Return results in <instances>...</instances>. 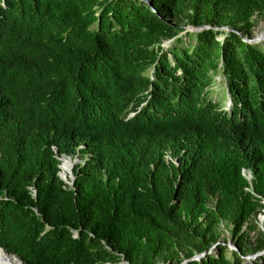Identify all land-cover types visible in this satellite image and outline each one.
<instances>
[{
  "label": "trees",
  "instance_id": "obj_1",
  "mask_svg": "<svg viewBox=\"0 0 264 264\" xmlns=\"http://www.w3.org/2000/svg\"><path fill=\"white\" fill-rule=\"evenodd\" d=\"M182 7L209 27L178 36ZM259 11L0 0V247L24 264H264L244 259L264 233L251 247L241 231L264 214V42L241 36ZM62 156L79 159L73 186ZM224 219L234 248L216 244Z\"/></svg>",
  "mask_w": 264,
  "mask_h": 264
},
{
  "label": "rangeland",
  "instance_id": "obj_2",
  "mask_svg": "<svg viewBox=\"0 0 264 264\" xmlns=\"http://www.w3.org/2000/svg\"><path fill=\"white\" fill-rule=\"evenodd\" d=\"M190 13H191V11L187 7H182V9L180 10V12L177 15H175L172 18L170 17L167 19V20L171 21V24L178 25L180 27V28L177 27L178 31L183 30L182 32L178 33V36L184 34L183 32L188 31V30L190 31L192 28L195 27V26L189 24V22H188L187 15ZM250 22H251V27H250L251 29H250L249 35H246V34L245 35L240 34V35L244 38L247 37V38L259 39V41H257L256 43L264 42V11H259V12L255 13L252 16ZM220 28H224L221 30H224L225 32H227L229 30L228 26H226V25L223 27H220ZM218 39H222L221 36H218ZM170 42H171V40L164 41L163 42L164 48H168ZM214 74H215V79L218 83L215 85L211 84L210 86H207V88H209V94L214 98L216 97L220 104H222L223 102L226 103L227 96L225 95V93L223 94V90H222L223 85H220V80H221L220 75L219 74L216 75V73H214ZM225 103H223V104H225ZM167 159L170 160V157L168 155H167ZM62 162L63 161H61V164H62ZM63 172H65L67 174L66 176L69 179V174H68L69 167L66 164L61 169V173H63ZM254 223H256V228L254 230L252 228L251 229L249 228L250 222L247 223L246 225H244L243 228L241 229V231L247 233L246 244L251 246V247L255 246L260 232L264 233V214L258 213L254 217ZM232 227H233L232 224L225 219L220 220L218 222L216 229L219 232V236H218V239L216 241V244L220 243V244H223L225 246H228L229 248H234L233 243H232V237H233L232 232H231ZM212 247H211V249H212ZM259 253H260V251L255 252L253 254H248V255H246V259L244 256V259L246 262H251V260L253 258H255L256 256H259L258 255ZM199 254H202V255L200 257H198ZM203 255H204V253H196L195 252L192 257H194L197 260V259L201 258ZM179 257L183 258V254H180ZM120 262H118V263H120ZM171 263L172 262H170V261L163 262L162 260H159V262H158V264H171ZM183 263L186 264V262H184V261L181 264H183ZM113 264H117V263H113Z\"/></svg>",
  "mask_w": 264,
  "mask_h": 264
},
{
  "label": "water",
  "instance_id": "obj_3",
  "mask_svg": "<svg viewBox=\"0 0 264 264\" xmlns=\"http://www.w3.org/2000/svg\"><path fill=\"white\" fill-rule=\"evenodd\" d=\"M209 26H206V25H204V26H199V27H194V28H192L190 31H200V30H202L203 28H208ZM214 29H224V28H214ZM243 40L245 41V42H248V43H256L257 41H259V39H255V38H244L243 37ZM59 159L61 160V161H63V160H65V161H70L71 162V164H70V169H69V181H66L62 176H61V174H60V171L58 172V175H59V177L64 181V182H67L69 185H71V186H73V184H74V180H75V176H74V174H73V166H74V164L75 163H77L79 160L76 158V157H74L73 159L71 158V157H69V156H63V157H59ZM61 164V163H60ZM60 164H59V168H60ZM0 250L2 251V252H5L4 251V249L2 248V247H0ZM264 252V250L262 251V252H260L259 254H261V253H263ZM258 254V255H259ZM5 255H6V257H7V259H6V262H0V264H8L7 263V261L8 260H13V259H17L18 260V262H19V264H24L19 258H18V256L17 255H15V254H13V253H7V252H5ZM202 254H199L198 255V257H200ZM190 259H195L194 257H191ZM245 259H246V256H245ZM248 259V258H247ZM187 260H189V259H186L184 262H186ZM120 263H125V264H129L127 261H121ZM104 264H113V263H109V262H107V263H104ZM118 264V263H117ZM184 264V263H183Z\"/></svg>",
  "mask_w": 264,
  "mask_h": 264
},
{
  "label": "bare ground",
  "instance_id": "obj_4",
  "mask_svg": "<svg viewBox=\"0 0 264 264\" xmlns=\"http://www.w3.org/2000/svg\"><path fill=\"white\" fill-rule=\"evenodd\" d=\"M65 160H63V162H64ZM65 164L68 166V167H70V164H71V162L70 161H65ZM62 168V164H60V169ZM70 169V168H69ZM60 174H61V176L66 180V181H69V179H68V177L66 176L67 174L65 173V172H63V173H61V171H60ZM68 174H69V172H68ZM6 259H7V257H6V255H5V252H2L1 250H0V262H6ZM7 263L8 264H19V262H18V260L17 259H13V260H8L7 261ZM119 264H124V263H119Z\"/></svg>",
  "mask_w": 264,
  "mask_h": 264
},
{
  "label": "clouds",
  "instance_id": "obj_5",
  "mask_svg": "<svg viewBox=\"0 0 264 264\" xmlns=\"http://www.w3.org/2000/svg\"><path fill=\"white\" fill-rule=\"evenodd\" d=\"M62 157H63V156H62ZM66 157H67V156H66ZM69 157H70V156H69ZM71 158H72V157H71ZM76 158H77V157H76ZM72 159H73V158H72ZM77 159H78V158H77ZM59 160H60V159H59ZM78 160H79V159H78ZM78 162H79V161H78ZM78 162H77V163H78ZM60 163H61V160H60ZM75 164H76V163H75ZM75 164H74V165H75ZM73 167H74V166H73ZM59 169H60V168H59ZM59 171H60V170H59ZM66 183H67V182H66Z\"/></svg>",
  "mask_w": 264,
  "mask_h": 264
}]
</instances>
